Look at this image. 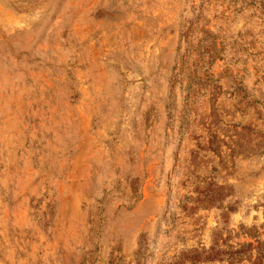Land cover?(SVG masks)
<instances>
[{
    "label": "rangeland",
    "instance_id": "1",
    "mask_svg": "<svg viewBox=\"0 0 264 264\" xmlns=\"http://www.w3.org/2000/svg\"><path fill=\"white\" fill-rule=\"evenodd\" d=\"M0 264H264V0H0Z\"/></svg>",
    "mask_w": 264,
    "mask_h": 264
}]
</instances>
